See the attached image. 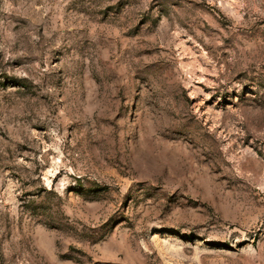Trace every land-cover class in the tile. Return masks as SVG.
I'll list each match as a JSON object with an SVG mask.
<instances>
[{
    "label": "rangeland",
    "instance_id": "obj_1",
    "mask_svg": "<svg viewBox=\"0 0 264 264\" xmlns=\"http://www.w3.org/2000/svg\"><path fill=\"white\" fill-rule=\"evenodd\" d=\"M0 264H264V0H0Z\"/></svg>",
    "mask_w": 264,
    "mask_h": 264
}]
</instances>
